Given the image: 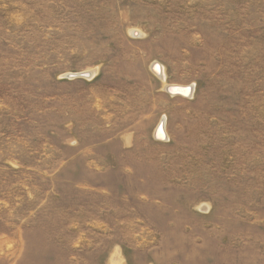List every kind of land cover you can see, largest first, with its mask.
<instances>
[{"label":"rangeland","instance_id":"rangeland-1","mask_svg":"<svg viewBox=\"0 0 264 264\" xmlns=\"http://www.w3.org/2000/svg\"><path fill=\"white\" fill-rule=\"evenodd\" d=\"M0 264H264V0H0Z\"/></svg>","mask_w":264,"mask_h":264},{"label":"bare ground","instance_id":"bare-ground-1","mask_svg":"<svg viewBox=\"0 0 264 264\" xmlns=\"http://www.w3.org/2000/svg\"><path fill=\"white\" fill-rule=\"evenodd\" d=\"M152 68L157 76H161L162 79H165V70L160 64L156 63L153 65ZM89 72L90 71H87V73ZM83 75H86L85 77H89L90 73L89 75L88 74H83ZM165 89L172 96L189 97L191 94H193V88L187 86V84H178V83L167 84L165 86ZM154 132H155V139L157 140L164 141L167 137H169L167 129L165 127V122L158 125V128L156 127V130H154Z\"/></svg>","mask_w":264,"mask_h":264},{"label":"water","instance_id":"water-1","mask_svg":"<svg viewBox=\"0 0 264 264\" xmlns=\"http://www.w3.org/2000/svg\"><path fill=\"white\" fill-rule=\"evenodd\" d=\"M82 75H83V73H82ZM83 76H86V75H83Z\"/></svg>","mask_w":264,"mask_h":264}]
</instances>
